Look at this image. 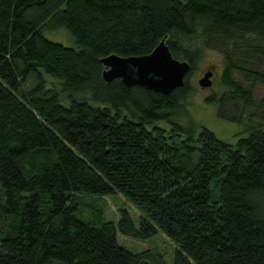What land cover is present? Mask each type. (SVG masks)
I'll use <instances>...</instances> for the list:
<instances>
[{
  "label": "trees",
  "instance_id": "obj_1",
  "mask_svg": "<svg viewBox=\"0 0 264 264\" xmlns=\"http://www.w3.org/2000/svg\"><path fill=\"white\" fill-rule=\"evenodd\" d=\"M58 29L77 48L45 37ZM164 39L191 65L172 95L103 79V59L148 56ZM250 42L264 43V0H0V264H148L120 236L160 233L172 264H264V112L249 124L220 106L247 133L235 145L172 121L206 50L254 103L232 80L247 70L233 51ZM82 197H121L140 224L123 204L117 221L80 219Z\"/></svg>",
  "mask_w": 264,
  "mask_h": 264
},
{
  "label": "rangeland",
  "instance_id": "obj_2",
  "mask_svg": "<svg viewBox=\"0 0 264 264\" xmlns=\"http://www.w3.org/2000/svg\"><path fill=\"white\" fill-rule=\"evenodd\" d=\"M47 39L60 43L66 47L77 48L72 34L66 29L44 31ZM257 43L250 42V48H243L242 51H233L234 60L238 65L247 70H236L232 74V80L237 82L245 91L252 93L254 103L247 106L244 99L234 88L226 85L222 80L224 71V54L216 49L206 50L201 61L198 64L196 72L192 75L189 86L192 93L185 100L181 101V112L173 114L172 121L186 128H193L198 135L202 128H207L222 141L229 144H237L241 137L247 135L245 128L240 123H232L219 116L220 106L227 116L225 118H234L235 121H244L250 123L259 122L264 112V80L257 77V74H264V43L256 46ZM248 49V51H247ZM232 51V50H231ZM246 52V53H244ZM212 70L214 72V86L211 89H203L199 85V80L204 74ZM48 85L62 82L48 74H45ZM209 96H215L219 99V105H210L207 103ZM68 104V102H65ZM170 127V124H161ZM82 197L78 201L77 217L91 223H99L101 213L107 221H117L119 218V207L126 205L131 211L134 222L137 226L140 224L139 211L133 205L125 202L121 197L102 198ZM120 242L133 253L150 252L151 257L146 260L148 264H172L176 251L175 244L164 234H158L149 241H139L120 236Z\"/></svg>",
  "mask_w": 264,
  "mask_h": 264
},
{
  "label": "water",
  "instance_id": "obj_3",
  "mask_svg": "<svg viewBox=\"0 0 264 264\" xmlns=\"http://www.w3.org/2000/svg\"><path fill=\"white\" fill-rule=\"evenodd\" d=\"M102 63L106 82L119 79L127 88L141 86L164 96L184 87L185 78L191 71L189 62L174 58L165 39L148 56L124 58L112 55ZM213 77L212 70L206 72L199 80L200 87L211 88Z\"/></svg>",
  "mask_w": 264,
  "mask_h": 264
},
{
  "label": "flooded vegetation",
  "instance_id": "obj_4",
  "mask_svg": "<svg viewBox=\"0 0 264 264\" xmlns=\"http://www.w3.org/2000/svg\"><path fill=\"white\" fill-rule=\"evenodd\" d=\"M212 80H213V86H214V77L212 78ZM213 86L211 88H213ZM211 88H208V89H211Z\"/></svg>",
  "mask_w": 264,
  "mask_h": 264
},
{
  "label": "bare ground",
  "instance_id": "obj_5",
  "mask_svg": "<svg viewBox=\"0 0 264 264\" xmlns=\"http://www.w3.org/2000/svg\"><path fill=\"white\" fill-rule=\"evenodd\" d=\"M185 86V85H184Z\"/></svg>",
  "mask_w": 264,
  "mask_h": 264
}]
</instances>
